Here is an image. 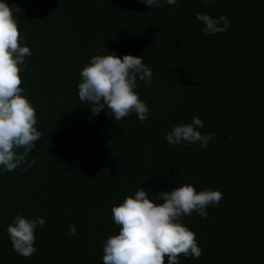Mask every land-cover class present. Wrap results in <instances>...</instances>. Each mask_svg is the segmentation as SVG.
<instances>
[{
  "label": "trees",
  "instance_id": "16d2710c",
  "mask_svg": "<svg viewBox=\"0 0 264 264\" xmlns=\"http://www.w3.org/2000/svg\"><path fill=\"white\" fill-rule=\"evenodd\" d=\"M5 2L22 9L31 55L21 86L43 135L27 156L32 167L0 171V264H103V243L119 231L113 205L141 187L161 203L156 193L184 184L222 199L206 218H182L202 254L181 264H264V0ZM198 12L224 15L231 27L205 34ZM107 54L143 57L151 68V85L137 78L135 88L151 110L146 121L135 113L116 121L107 107L93 115L79 100L82 68ZM194 116L202 134L215 133L206 147L166 141ZM17 214L45 220L28 258L7 234Z\"/></svg>",
  "mask_w": 264,
  "mask_h": 264
},
{
  "label": "clouds",
  "instance_id": "9594fccd",
  "mask_svg": "<svg viewBox=\"0 0 264 264\" xmlns=\"http://www.w3.org/2000/svg\"><path fill=\"white\" fill-rule=\"evenodd\" d=\"M150 8L160 6V0H141ZM175 5L177 0H165ZM208 3L214 0H206ZM0 0V171L11 172L23 167V171L35 164L28 154L42 137L38 131L37 113L30 99L24 95L21 73L26 66L30 47L24 41L19 28L21 12ZM196 18L204 25L205 34L227 31L231 24L221 15L213 18L198 12ZM137 78L146 84L152 83V70L143 62V57L115 54L95 55L80 72L78 96L81 102L91 104L93 115L108 109L116 121L135 113L144 122L151 114L149 106L135 91ZM203 121L193 117L192 123L177 124L165 136L168 143L189 145L199 143L206 147L215 133L202 134ZM21 149L23 151H21ZM157 203L143 187L134 195H128L122 203L111 208L112 220L118 226V234L110 235L103 243V264H181L180 257L199 259L202 249L196 234L182 223L184 216L193 212L207 217L206 207L219 205L222 192L205 189L197 192L191 184H184L172 191L156 193ZM42 217L26 218L17 214L7 226V234L13 250L28 258L36 252L35 231L43 227ZM71 235L78 234L74 224L69 226Z\"/></svg>",
  "mask_w": 264,
  "mask_h": 264
}]
</instances>
